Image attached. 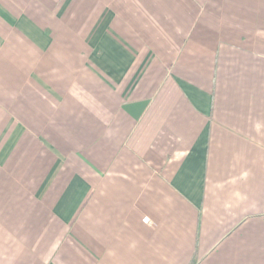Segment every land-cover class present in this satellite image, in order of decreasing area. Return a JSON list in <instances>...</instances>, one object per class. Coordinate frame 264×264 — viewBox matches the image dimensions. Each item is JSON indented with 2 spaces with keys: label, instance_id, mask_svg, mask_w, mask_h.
Returning a JSON list of instances; mask_svg holds the SVG:
<instances>
[{
  "label": "crops",
  "instance_id": "obj_1",
  "mask_svg": "<svg viewBox=\"0 0 264 264\" xmlns=\"http://www.w3.org/2000/svg\"><path fill=\"white\" fill-rule=\"evenodd\" d=\"M0 264H264V0H0Z\"/></svg>",
  "mask_w": 264,
  "mask_h": 264
}]
</instances>
